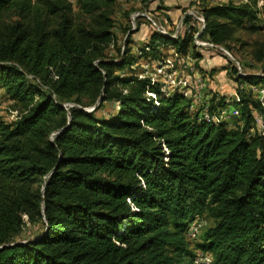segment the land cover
<instances>
[{"label": "trees", "instance_id": "16d2710c", "mask_svg": "<svg viewBox=\"0 0 264 264\" xmlns=\"http://www.w3.org/2000/svg\"><path fill=\"white\" fill-rule=\"evenodd\" d=\"M118 1L0 0V90L16 115L0 117V264H195L197 251L211 264H264V105L245 91L264 75L230 65L237 123L204 120L192 94L165 95L134 69L167 47L197 65L199 23L186 16L172 39L145 21L151 34L134 53L140 27L117 45ZM200 14V40L264 71V5L230 0ZM207 102L210 118L229 106ZM104 103L116 112L97 118ZM200 217L213 225L191 243ZM29 225L42 229L19 241Z\"/></svg>", "mask_w": 264, "mask_h": 264}, {"label": "rangeland", "instance_id": "374dc122", "mask_svg": "<svg viewBox=\"0 0 264 264\" xmlns=\"http://www.w3.org/2000/svg\"><path fill=\"white\" fill-rule=\"evenodd\" d=\"M185 1L184 7L177 8H171V6H167L164 2V0H119L118 1V10L117 13L114 16L115 21V27H114V33L116 35V38L118 40L117 45L122 46L124 41L126 40L127 36L132 33L137 27H140L141 33L134 34L131 37V43H132V51L134 53L137 52V49L140 45L143 44L147 40L148 34H150V30L147 27V23L141 19V18H135L133 21L131 20L132 16L136 13H150V15H154L160 23L166 22L167 25L170 27L169 29H175L176 27V37L182 38L184 30H186L185 24H184V18L186 16L190 17V25L193 26L195 29L197 28V21L193 19V16L200 15L202 6L209 4L206 1H200L198 0H183ZM72 3H74V0H71ZM139 2V4H138ZM211 3V1H210ZM173 11L172 15H169L167 12ZM187 10V11H186ZM191 13V14H188ZM128 16V17H127ZM130 28V31L127 33L124 32V29ZM174 30V31H175ZM170 48H167L164 50L165 57L170 58L173 54L170 52ZM198 53L200 54H206V52L201 51L197 49ZM208 50L207 52H214V54H211L210 58L207 60V66L204 64V67L212 70L205 72L207 74L208 78V89L209 92L204 95V98L202 99L203 105L208 106V100L211 99L213 95H216L217 97L221 98L224 97L228 102L229 105L232 106L235 110L238 108L236 107V84L234 81H232L226 72V69L231 65L232 67H236L235 63H238L240 65V71L243 74L246 75H264L263 69H261V66L252 62L250 57L243 53H237L236 51L228 52L229 56H226L219 50H212V49H204ZM170 53H169V52ZM110 55H113V52H110ZM187 59L184 60L183 67H185L188 71L192 67L194 68V71H191L190 73L193 74L199 73L201 66L200 64L196 65V60L193 59L191 52H189L187 55ZM223 56V57H222ZM173 57V56H172ZM173 59V58H172ZM174 63V62H173ZM143 65H139L138 67L134 68L136 73L140 74L144 72V67L146 65H149V70L151 71V67L154 63H144ZM181 65V66H182ZM237 69V67H236ZM184 70V68H182ZM203 71V70H202ZM238 71V70H237ZM193 80V77H192ZM206 83V84H207ZM209 85H212L213 88H209ZM250 88H245V91H248L253 95V92L249 90ZM199 103V102H198ZM11 102L7 100L5 97V94L3 91L0 90V117L6 121L10 122L15 118V114L11 112L10 110ZM196 107H200V104H196ZM116 104L114 103H104L103 106L96 112L95 116L97 118H108L109 116L113 115L116 112ZM90 110V109H88ZM255 123H256V129L260 134L264 136V129L260 127L263 125L261 118L255 114ZM226 123H229V125L234 126L237 122L234 118H230ZM252 133V132H251ZM213 225V222L205 217L197 218L193 223H191L188 227L187 232V239L191 243L194 241H198L199 235L207 228L211 227ZM41 226H27L23 233L18 238L19 241H24L30 238L35 237L39 234L41 231ZM193 234L196 235L193 238ZM194 257V263L195 264H210L209 258L206 255V253L197 251L195 252Z\"/></svg>", "mask_w": 264, "mask_h": 264}, {"label": "built area", "instance_id": "2783aa9c", "mask_svg": "<svg viewBox=\"0 0 264 264\" xmlns=\"http://www.w3.org/2000/svg\"><path fill=\"white\" fill-rule=\"evenodd\" d=\"M264 5V0H257V7L259 9H261ZM188 14H191L188 12ZM135 18H141L144 21H146L150 27L155 30L157 33L164 35V36H169L172 39H176L177 35H176V30L178 27H176L175 29H169L170 27L167 25L166 22H164L163 24L160 23L159 21H157L156 17L154 15H150V13L144 12V13H136L132 16L131 20L133 21ZM193 19L195 21H197L199 23V32L196 33L194 35V44L196 47L198 48H202V49H212V50H219L221 51L223 54H225L226 56H229L228 52L220 47H216L214 45H212L209 42L206 41H202L199 38V34L203 31L204 27H205V21L203 16L200 15H196L193 16ZM175 30V31H174ZM163 61L161 62H156L154 67H151V71L149 70V65L143 66L144 67V72L141 73V76H145V77H149L152 80V83H157L161 86V91L165 94V95H170L174 92H179V93H183L184 96L186 97H191L192 91L189 89L187 82L183 81L182 79H178L175 77V74H167V70H169L167 68V64L165 62V65L162 64ZM237 70L239 72V74H243L241 73V69H240V65L238 63H235ZM196 86V90H197V94L193 99V105H192V109L196 110L198 107H196V104H200V106L204 107V109L200 112V116L206 120V121H212L213 123H217V122H227L230 118H234L235 120L239 118V111L234 108H232V106H227L226 108L220 110L219 115L217 117H209V114L207 112L208 106L203 105V101H202V91H203V87H204V82L198 78L195 81ZM250 90L253 92V95L255 96V98L262 104L264 105V87L262 85H258V86H252L249 87ZM236 103L239 102L238 97H236ZM199 102V103H198ZM228 102V101H227ZM66 110L68 111L69 108L72 107V105H66L65 106ZM260 127H262L264 129V126L261 125ZM196 235L193 234V238ZM206 255L209 258V263L211 264L212 261V257L209 253H206Z\"/></svg>", "mask_w": 264, "mask_h": 264}, {"label": "crops", "instance_id": "0c3cea01", "mask_svg": "<svg viewBox=\"0 0 264 264\" xmlns=\"http://www.w3.org/2000/svg\"><path fill=\"white\" fill-rule=\"evenodd\" d=\"M197 1L198 0H196L195 2H197ZM202 1H206L210 5H215V4L227 3L230 0H202ZM210 1H211V3H210ZM231 1L234 2L235 4H239V3L244 2V0H231ZM164 2H165V4L167 6H169V7L171 6V8H177V7H179V5L181 7H184V4H185V1H183V0H164ZM138 4H139V2H138ZM173 11L171 12V10H170L167 13L169 15H172ZM139 33H141V31H139ZM150 34H151V31H150ZM150 34H148L147 40H148ZM167 48H170L171 49L170 52L173 54L172 55L173 57L171 56L170 58H168V57H165V55H164V60H163V63L162 64L165 65V62H166L167 68L169 69V70H167L166 73L167 74L174 73L176 78L182 79L183 81L187 82L189 89L192 91V97H193V99L196 96V94L198 93L197 90H196V86L194 85L195 84V80L198 79V78H201L204 81V87H203V91H202V93H203L202 99H203L204 98V95L209 92V89H208V86H207L208 85L207 82L209 80H208V78H207L208 76H207V74H205V72H207V71L210 72V70H212V68L208 69V68L204 67V64L207 66V60L210 58L211 54H214V52H207L208 50H204V52H206V54H203V55L201 54L202 55V60L198 63V64H200V66L202 68V69H200L201 72H200V74L195 72L193 74V76H191L192 74L190 72L191 71H194V68L192 67L188 71L182 65V64H184V60L187 59V56L184 57L182 55L176 54L175 51H174V49L172 47H167ZM166 49H163V54H164V50H166ZM155 64L156 63H154L152 67H154ZM182 68H184V70H182ZM224 72H226V71H224ZM192 77H193V80H192ZM204 78H206L207 80L205 81ZM209 88H213L212 85H209Z\"/></svg>", "mask_w": 264, "mask_h": 264}, {"label": "water", "instance_id": "95a60500", "mask_svg": "<svg viewBox=\"0 0 264 264\" xmlns=\"http://www.w3.org/2000/svg\"><path fill=\"white\" fill-rule=\"evenodd\" d=\"M101 101H102V98L100 97V98H99V100H98V103H97V105H98V104H100V103H101ZM97 105H95V107L91 108V109H90V110H88L87 112H92V111H94V110L96 109Z\"/></svg>", "mask_w": 264, "mask_h": 264}]
</instances>
